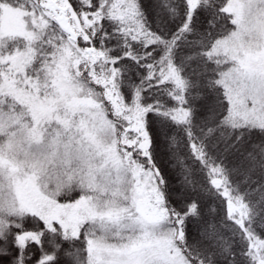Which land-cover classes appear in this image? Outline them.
Segmentation results:
<instances>
[{"label": "snow or ice", "instance_id": "6c2138e0", "mask_svg": "<svg viewBox=\"0 0 264 264\" xmlns=\"http://www.w3.org/2000/svg\"><path fill=\"white\" fill-rule=\"evenodd\" d=\"M3 107L93 162L11 168L0 264H264V0H0Z\"/></svg>", "mask_w": 264, "mask_h": 264}, {"label": "clouds", "instance_id": "9594fccd", "mask_svg": "<svg viewBox=\"0 0 264 264\" xmlns=\"http://www.w3.org/2000/svg\"><path fill=\"white\" fill-rule=\"evenodd\" d=\"M18 113L8 107L0 108V125L7 129L15 124L13 117ZM16 135L0 137V218H7L10 205L14 199L11 190V168L38 170L39 180L47 185L52 192L61 194L80 189V180L84 178L91 160L89 150L71 142L67 137L57 141L54 137L45 136L43 141L36 143L28 129L19 125L14 129ZM108 143L107 138H103ZM72 161L71 169L65 161ZM82 169V170H81ZM98 184L103 183L98 175Z\"/></svg>", "mask_w": 264, "mask_h": 264}]
</instances>
